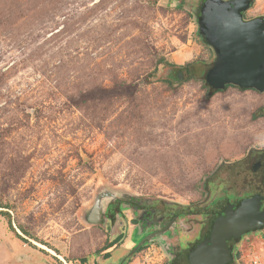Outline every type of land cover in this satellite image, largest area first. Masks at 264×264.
I'll use <instances>...</instances> for the list:
<instances>
[{
    "label": "rangeland",
    "instance_id": "obj_1",
    "mask_svg": "<svg viewBox=\"0 0 264 264\" xmlns=\"http://www.w3.org/2000/svg\"><path fill=\"white\" fill-rule=\"evenodd\" d=\"M200 2L0 0V264H120L130 244L102 258L106 226L88 222L97 199L163 212L264 196L237 164L264 150V92L207 97ZM261 15L254 0L245 19ZM188 219L179 231L194 236L201 216ZM237 245V264H264V229ZM169 252L148 244L131 264H170Z\"/></svg>",
    "mask_w": 264,
    "mask_h": 264
},
{
    "label": "water",
    "instance_id": "obj_2",
    "mask_svg": "<svg viewBox=\"0 0 264 264\" xmlns=\"http://www.w3.org/2000/svg\"><path fill=\"white\" fill-rule=\"evenodd\" d=\"M254 0H206L198 16V33L212 49L215 60L206 74L207 84L223 91L227 86L264 92V17L245 19ZM261 162L253 165L256 172ZM105 199H97L88 222L99 224ZM264 196L261 193L230 205L207 238L189 254L190 264H228L231 238L264 228Z\"/></svg>",
    "mask_w": 264,
    "mask_h": 264
},
{
    "label": "flooded vegetation",
    "instance_id": "obj_3",
    "mask_svg": "<svg viewBox=\"0 0 264 264\" xmlns=\"http://www.w3.org/2000/svg\"><path fill=\"white\" fill-rule=\"evenodd\" d=\"M200 9L206 0H200ZM261 166L256 171L260 170L264 176V158L259 160ZM224 199V198H223ZM237 204L235 200L229 203H222V207L218 208L217 204L208 205L200 210H196L192 206H182L181 204L165 203V211H160L152 207L147 200L137 196L127 195L122 199H114L105 212L103 211L102 218L99 224L105 225L108 235H106L107 246L104 248L102 258L107 259L110 253H105L107 249H116L119 246H127L129 249L124 259L120 264H131L132 259L138 252L144 250L148 244H161L166 250H170L169 254L173 257L170 264H190V252L205 238H207L212 230L214 222L225 214L227 208ZM175 209H170L174 207ZM168 207V208H167ZM180 207V209L178 208ZM201 216V222L197 223L198 230L194 236L186 233L182 235L179 231L180 222L189 220L190 217ZM140 231L143 240L136 246L132 243V237ZM257 232V231H255ZM253 232L246 234L250 235ZM244 236V237H245ZM243 237V238H244ZM231 238L228 241V247L233 250L232 260L228 264H237L238 252L237 247L243 239ZM109 244L113 246L108 247ZM108 247V248H107ZM101 258V259H102ZM83 264H87L84 262ZM89 264V261H88ZM95 264H100L99 259L95 257Z\"/></svg>",
    "mask_w": 264,
    "mask_h": 264
},
{
    "label": "trees",
    "instance_id": "obj_4",
    "mask_svg": "<svg viewBox=\"0 0 264 264\" xmlns=\"http://www.w3.org/2000/svg\"><path fill=\"white\" fill-rule=\"evenodd\" d=\"M184 2V0H180V3H183ZM261 17H264V15H261ZM202 42H204L205 44L207 43L204 39H202ZM161 63L160 64H163V62H165V59L164 58H162L161 60ZM170 65H172L173 67H177V65H175V64H170ZM213 67V64H211L210 66H209V68L207 69V71L210 69V68H212ZM179 68V67H178ZM183 68V67H182ZM207 71H206V73H207ZM206 73H205V75H204V87L207 89V97H212V96H214L216 93H219V92H221V91H218V90H214L213 88H211L208 84H207V82L205 81V76H206ZM230 86H227L226 87V89L227 88H229ZM225 89V90H226ZM263 115H264V109H263ZM254 118H257V114L256 115H254L253 116ZM264 158V150H254V151H251L244 159H242V160H240V161H238L237 162V164H240V163H244V162H247L248 163V167H249V169L253 172V174L254 175H256L257 176V174H260V182L262 183V185L264 186V176L262 175V172L260 173V170L257 172V173H255V171L253 170V165L256 163V162H258L259 160H261V159H263ZM248 160H250L249 162H248ZM255 194H258V192H255V191H249V192H247L246 193V195L243 197V198H237L236 197V195H233L234 196V199L233 200H235V203H239L240 201H242L243 199H245V198H248V197H251V196H254ZM233 200H231V199H229V198H224V199H222V202H221V204L222 203H231ZM0 208H7V206H0ZM0 215H2V216H7V217H10V215L9 214H7V213H4V212H0ZM9 225H10V228H11V230L13 231V232H15L16 233V231L14 230V228H12V223L11 222H9ZM264 228H262V229H260V230H263ZM20 230L23 232L24 230H22L21 228H20ZM260 230H257V231H260ZM24 233V232H23ZM25 234V233H24ZM16 236H17V238H19V239H21V240H23L25 243H27V240H25L21 235H19V234H16ZM43 246H45V245H43ZM111 246H113L112 244H109L108 245V247H111ZM107 247V248H108ZM87 260L86 259H84L83 260V262H86Z\"/></svg>",
    "mask_w": 264,
    "mask_h": 264
},
{
    "label": "crops",
    "instance_id": "obj_5",
    "mask_svg": "<svg viewBox=\"0 0 264 264\" xmlns=\"http://www.w3.org/2000/svg\"><path fill=\"white\" fill-rule=\"evenodd\" d=\"M263 230H260L259 232H262ZM251 235V234H250Z\"/></svg>",
    "mask_w": 264,
    "mask_h": 264
}]
</instances>
